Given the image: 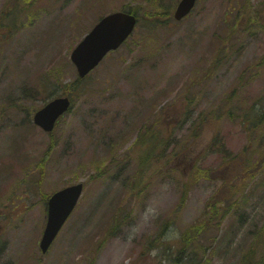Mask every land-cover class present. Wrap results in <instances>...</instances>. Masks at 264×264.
Wrapping results in <instances>:
<instances>
[{
  "label": "rangeland",
  "instance_id": "rangeland-1",
  "mask_svg": "<svg viewBox=\"0 0 264 264\" xmlns=\"http://www.w3.org/2000/svg\"><path fill=\"white\" fill-rule=\"evenodd\" d=\"M178 1L0 0V264H243L253 245L261 264L264 0H198L176 22ZM119 9L135 30L79 80L72 48ZM64 94L46 133L32 114ZM78 182L41 255L48 196Z\"/></svg>",
  "mask_w": 264,
  "mask_h": 264
},
{
  "label": "water",
  "instance_id": "water-1",
  "mask_svg": "<svg viewBox=\"0 0 264 264\" xmlns=\"http://www.w3.org/2000/svg\"><path fill=\"white\" fill-rule=\"evenodd\" d=\"M195 0H180L174 17L180 19L193 7ZM136 18L122 11L103 16L72 50L71 59L78 74L83 77L111 49L117 48L132 32ZM67 96L56 97L37 110L35 124L51 131L56 119L69 107ZM82 191V183L67 186L53 193L48 201L47 222L40 240V248L46 251L62 223L74 207Z\"/></svg>",
  "mask_w": 264,
  "mask_h": 264
},
{
  "label": "trees",
  "instance_id": "trees-1",
  "mask_svg": "<svg viewBox=\"0 0 264 264\" xmlns=\"http://www.w3.org/2000/svg\"><path fill=\"white\" fill-rule=\"evenodd\" d=\"M260 11H262L263 12V9H261ZM264 13V12H263ZM260 15H261V13H259L258 14V17H260ZM264 23V22H263ZM232 24H233V22H232ZM232 24L230 25V27L232 26ZM227 37H229V36H227ZM219 44H220V42H219ZM75 83V85L78 83V82H74ZM157 139H159V138H157ZM155 144H156V146L158 145V142H155ZM156 146H155V148H156ZM158 152L157 151H155V154H157ZM186 197H187V187L185 186V188L183 189V193H182V197L180 198V201H182V204H183V201H185V199H186ZM182 204H180L179 205V207H181V205ZM214 206V205H213ZM212 211V210H211ZM193 226V229L190 227V231L189 230H187L186 231V233L184 234V236L183 237H185L186 236V243H188V245H190V243H192L195 239H193L195 236H197L198 235V233H200V220L198 221V223L197 224H195V225H192ZM201 226H203L204 228L207 226V223L205 222V221H203V223L201 224ZM195 231H198V233H194ZM259 236H260V231H258V238H259ZM193 239V240H192ZM192 241V242H191ZM255 243H256V241H255ZM256 247H255V245H253L252 247H251V250H250V252H249V254L244 258V260H243V264H254V259H255V253H254V249H255ZM264 257V256H263ZM261 264H264V261L263 262H261Z\"/></svg>",
  "mask_w": 264,
  "mask_h": 264
}]
</instances>
